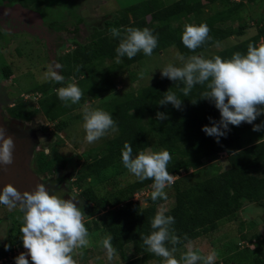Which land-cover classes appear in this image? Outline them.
Here are the masks:
<instances>
[{
  "label": "trees",
  "instance_id": "16d2710c",
  "mask_svg": "<svg viewBox=\"0 0 264 264\" xmlns=\"http://www.w3.org/2000/svg\"><path fill=\"white\" fill-rule=\"evenodd\" d=\"M18 1L30 4L36 0ZM216 1L175 0L164 4L163 0H140L131 4L125 7L118 17L112 16L103 20L102 26L106 28V32L97 31L94 34L96 37L90 42L83 43L73 39L74 49L58 59L62 66L60 74L65 77L66 82H75L85 90L81 101L115 93L114 75L118 70L140 63L147 56L142 52L131 60L124 56L120 58L121 62L118 64L115 49L119 40L109 32L112 27H118L122 31L127 27L151 29L158 38V47L153 51L156 55L167 48H175L185 56L202 54L217 42L233 35H242L248 23L242 20L236 9L234 11L228 8L215 12L206 10ZM237 3L234 4L238 5ZM82 20L76 15L77 23ZM235 20H240L235 27L227 24V21ZM262 20L257 19V30L252 36L205 57L219 55L222 58H230L233 52H246L249 42L264 41ZM54 21L51 20L49 24ZM174 22L176 25H173ZM192 22L206 23L210 28L211 37L196 49L195 53L190 52L181 41L183 26ZM78 29L76 25L75 31ZM105 60L109 62L105 64ZM77 66H80L79 71L75 70ZM3 71L7 77L10 74L9 66H4ZM177 85L183 86L179 81L173 82L166 77H160L148 84L131 88L107 102L103 109L111 113L118 130H110L113 135L105 139L101 147L96 148L93 154H85L86 160L75 176L74 183L80 189L78 196L85 205L82 210L85 215L92 217L89 220L92 230L101 229L105 234H111L112 244L121 258L126 255V247L131 248L133 257L124 264H139L160 259L144 251L140 237L151 231L150 219L158 211L157 205L165 201L164 199L152 201L151 192L143 196L145 203H142V199H133L135 193L151 189V180L140 182L135 179L121 185L114 179L125 170L121 162V150L126 141L133 147L134 154L138 149L153 146L156 150L161 148L168 150L172 156L168 170L174 178L170 185L174 201L172 206L166 209L165 214L175 218L173 227L182 240L177 249L214 231L217 222L235 216L246 204H261L264 200V128L261 129V136L257 141L244 145L237 126L229 125L230 131L225 137H220L217 143L214 137L203 132L202 126L210 125L209 117L219 120L218 109L204 99H198L195 104L191 102V99L198 98L204 88L197 85L188 97H183ZM61 86L50 81L35 87L42 92L48 91L38 100L37 110L49 121L59 119L54 124L58 132L65 129L68 124L60 117L80 104L65 107L55 91ZM169 88L181 97L182 108L177 109L171 103L165 105L157 103ZM25 106L26 104L20 100L10 109V113L21 115L19 109ZM157 112L165 113L167 119L157 120ZM55 152L56 149L52 148V154L55 155ZM219 157H225L226 168L217 169L215 166L214 163ZM48 161H51L50 156L42 152L36 159V171L39 173L41 167ZM109 170H112L111 173H108ZM181 172L188 174V177L191 176V181H186V176H182ZM104 184H107L108 188L102 193L98 192V188ZM19 235L20 232L17 231L0 244V259L5 258L17 244L22 243ZM185 235L187 240H184ZM5 244L9 245L7 250ZM260 247L257 243L256 247L244 246L223 258V262L264 264V254L257 251ZM2 264H8V261ZM215 264L218 262L215 261Z\"/></svg>",
  "mask_w": 264,
  "mask_h": 264
},
{
  "label": "clouds",
  "instance_id": "9594fccd",
  "mask_svg": "<svg viewBox=\"0 0 264 264\" xmlns=\"http://www.w3.org/2000/svg\"><path fill=\"white\" fill-rule=\"evenodd\" d=\"M109 32L119 40L115 49L118 64L121 57L126 56L131 60L141 52L151 57L158 47L157 35L147 27H127L123 31L112 27ZM209 33L210 28L204 22L186 23L181 41L190 52L195 53L196 49L211 39ZM174 60L178 64L168 62L160 68L161 77L179 81L183 86L177 87L183 97H188L197 85L203 87L198 98L191 99V102L195 104L198 99L207 100L220 113L219 120L209 117L210 125L202 126L206 135L214 137L219 143V138L225 137L230 131L229 125L238 127L241 123H248L252 125L253 131L264 128V122L253 123L258 116L264 115V41L249 42L246 52H233L230 58L219 55L208 58L203 54L185 56L177 51ZM61 68L60 64L53 61L45 73V79L62 85L55 91L65 107L79 104L85 90L75 82H66L65 77L57 71ZM75 70L79 71L80 66ZM144 75L143 70L138 72L139 78L142 79ZM157 103H171L177 109L182 108L181 97L170 88ZM156 117L157 120L167 119L163 112H157ZM82 119L84 139L89 144L101 139L110 130H118L111 113L101 107L85 104ZM5 131L4 127H0V167L13 163L15 144ZM45 155H51L48 149H45ZM171 161L170 152L164 148L153 150L152 147H145L134 154L133 147L126 141L121 150L123 167L137 181H152L150 198L154 202L167 199L165 188L174 182L168 170ZM0 205L9 210L18 208L21 213L17 217L20 222L19 237L26 252L14 257L15 264H29V258L31 264H78L76 257H83L84 249L93 244L92 234L85 225L87 215L82 210V201H78L76 195L64 198V194L58 193L53 185L46 187L45 183L38 182L32 191L21 192L13 184L5 183L0 188ZM165 212V209H159L150 219L151 231L141 235L144 251L159 257V264H215L218 259L216 249L202 254L190 242L177 258V245L182 240L173 227L175 218ZM3 238L5 235L0 236V239ZM187 239L185 235L184 240ZM112 240V235L106 234L96 241L106 251L108 260L118 255ZM4 247L7 250L9 245L5 244ZM5 258L0 260L9 261Z\"/></svg>",
  "mask_w": 264,
  "mask_h": 264
},
{
  "label": "rangeland",
  "instance_id": "374dc122",
  "mask_svg": "<svg viewBox=\"0 0 264 264\" xmlns=\"http://www.w3.org/2000/svg\"><path fill=\"white\" fill-rule=\"evenodd\" d=\"M138 1L140 0H36L33 3L24 5L31 7L36 12L39 11L47 24L51 20H55L54 23L50 24L60 38H78L80 42L88 43L96 37L94 34L97 31L99 33L106 32V28L102 26L103 20L111 18L112 16L118 17L125 7ZM173 1L175 0H163L164 4H169ZM234 3L240 5L238 6ZM228 8L234 9V11L236 9V12H239L242 20L248 23V27L242 35L230 36L210 46L203 51L202 54L204 56L252 36L257 30V19L261 18L263 19L262 22L264 21V0H217L209 9L206 8V10L215 12ZM76 15H79L83 19V22L79 25L81 29L80 34L75 31V26L78 24L76 22ZM239 21H227V24H232L235 27ZM173 25H176V22ZM10 39L12 40L11 44L5 46V43H9ZM74 47V41L63 42V45L60 46L59 55L70 53ZM46 48V42L43 38L35 39V36L30 33L23 32L12 36L1 34L0 80L3 85L4 95L9 99L8 104L16 105L20 100L26 104L24 108L19 109L21 115L18 113H15L18 115L10 113V116L20 120L22 123L40 127L42 134L37 135L41 139V144L39 145V150L35 158L37 159L42 152L45 154V149H48L51 153V155H48L51 161H48L47 164L41 167L39 174L46 177L48 174L56 172L58 176H64V184L78 195L80 189L74 183L77 170L85 162L87 153L93 154L96 148L101 147V143L105 139L113 135V132H109L96 142L91 144L87 143L84 139L85 132L83 130V106L89 104L92 107L104 108L105 104L115 96L119 97L123 92L131 88L148 84L160 78V68H163L168 62H176L174 58L177 51L175 48H167L161 50L157 55L153 54L151 57H145L140 63H134L120 68L114 75L116 92L101 98H87L81 101L77 108L60 117L61 120H66L68 124L65 129L58 132L54 124L59 119L49 121L37 110L38 100L44 94L48 93V91L42 92L36 90L35 87L41 83L50 82L45 79V73L48 71L50 65L47 59ZM108 62L109 60L104 61L105 64ZM176 63L178 64V62ZM5 65L10 68V74L7 77L3 71ZM141 70L145 73L142 79L138 77V72ZM262 121H264V115L258 116L253 123L260 124ZM237 130L244 145L257 141L261 136V132L253 131L252 125L248 123H241L237 127ZM150 147L156 150L155 147ZM52 148L56 149L55 155L52 154ZM36 159L32 162V168L35 170L37 166ZM214 164L217 169L227 167L225 157H219ZM111 171L109 170L108 173H111ZM256 172L259 174L258 171ZM181 175L186 176V181L188 182L192 179L191 176L188 177L189 175H186L184 172H181ZM114 179L123 185L136 178L125 169ZM105 188H108L107 184L101 185L98 188V192L102 193ZM151 191L152 187L150 190H145L143 194H134L133 197L135 200L142 199V203H145L143 196H146ZM165 192L167 193V199L157 205V210L161 208L166 210L173 204L174 200L171 187H166ZM82 207L85 208L83 202ZM20 215L21 213L18 211V208L12 210L6 207L3 209L0 208V217L7 218L4 224L11 225L9 237L15 235L18 228H20V222L17 220V217ZM91 218V216L85 217V225L90 234H92L93 244L91 247L84 249L83 257H76L78 264H124L130 260L133 257V253L129 246L126 247V255L124 258H121L118 254L117 257L108 260L106 251L96 243L100 237L106 234L101 229L96 231L92 230V224L89 222ZM3 226H0V236H6L7 234V228L4 229ZM243 235L245 236L244 238L241 237ZM263 239L264 200L261 204H246L235 216L217 222V228L214 231L200 236L190 243L194 248L199 249L202 254H206L211 249H216L218 251V259L216 262L218 264H224L223 258L232 252L244 246L250 245V247H256V243L260 247V245H263ZM187 244L178 249L176 253L177 258L186 250ZM22 247V243H19L10 251L12 256L10 259L11 264H15L13 256H17L13 254V250L17 248L21 250ZM257 251L264 254V245L258 248ZM159 260L154 259L139 264H159ZM29 264H31L30 258Z\"/></svg>",
  "mask_w": 264,
  "mask_h": 264
},
{
  "label": "flooded vegetation",
  "instance_id": "af4514ba",
  "mask_svg": "<svg viewBox=\"0 0 264 264\" xmlns=\"http://www.w3.org/2000/svg\"><path fill=\"white\" fill-rule=\"evenodd\" d=\"M82 22H79L77 24L79 27V29L77 30L78 34L81 33L79 25ZM23 32L33 34L35 36V39L41 37L45 40L47 46V59L49 61V64H51L53 61L59 64L58 59L63 55H59L60 46H62L63 42L65 41H73V38L70 37L60 38V36H57L56 30H53L51 25L45 22L39 11H34L31 7L24 5L18 0H0V35L5 34L7 36H12ZM11 41L12 40L10 39L9 43H5V46L10 45ZM57 71L60 70L57 69ZM8 100L9 99L6 97V95H4L3 85L1 84L0 80V127H4L6 130L5 133L12 134L15 137H28L32 139V142L29 144L28 148L31 154V170L35 173V175L38 176L42 183H45L46 187L48 185H53L55 186L58 193H61L62 195L64 194V198H69V195H76L79 201H81L79 196L64 184V176H58L56 172H54L53 174H48L46 177H43L35 169L32 168V162H34V159H36L35 155L38 153L39 145L41 144V139L37 134H42V132L39 126L22 123L20 120L10 116V109L14 105L8 104ZM4 207L5 206L0 205V208L3 209ZM6 220V217H0V226L2 227L4 225V229L7 228V234L5 238H3V240L0 239V244L4 243L6 239L10 238L8 235L11 225L9 226L4 224L6 223ZM17 231H19V228ZM11 258V256H8L5 259L8 260ZM10 261L11 260L8 261V264H11ZM2 263L3 261L0 262V264Z\"/></svg>",
  "mask_w": 264,
  "mask_h": 264
},
{
  "label": "water",
  "instance_id": "95a60500",
  "mask_svg": "<svg viewBox=\"0 0 264 264\" xmlns=\"http://www.w3.org/2000/svg\"><path fill=\"white\" fill-rule=\"evenodd\" d=\"M5 134L13 139L15 148L13 151V163L6 167H0V188L5 183H11L21 192L24 190L32 191L35 185L41 182L30 168L31 154L28 148L32 139L15 137L9 133Z\"/></svg>",
  "mask_w": 264,
  "mask_h": 264
},
{
  "label": "built area",
  "instance_id": "2783aa9c",
  "mask_svg": "<svg viewBox=\"0 0 264 264\" xmlns=\"http://www.w3.org/2000/svg\"><path fill=\"white\" fill-rule=\"evenodd\" d=\"M144 192V191H143ZM142 192V193H143ZM135 194H139V193H135ZM133 199H134V197H133ZM20 252H26V250L22 247V249L20 250L19 248H17V249H15V250H13V254H15V255H18ZM8 256H11V252H9L8 253ZM7 256V257H8ZM12 257V256H11ZM8 260H10V259H8ZM2 260H0V262H1Z\"/></svg>",
  "mask_w": 264,
  "mask_h": 264
}]
</instances>
